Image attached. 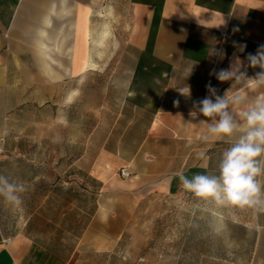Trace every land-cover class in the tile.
I'll return each mask as SVG.
<instances>
[{
    "label": "crops",
    "instance_id": "obj_1",
    "mask_svg": "<svg viewBox=\"0 0 264 264\" xmlns=\"http://www.w3.org/2000/svg\"><path fill=\"white\" fill-rule=\"evenodd\" d=\"M262 45L264 0H0V159L7 141L17 155L23 124L72 118L80 107L91 120L78 138L95 144L41 149L36 162L34 149L25 153L23 223L12 229L0 212V264H94L117 248L140 204L191 194L179 173L218 175L236 138L205 141L208 118L189 112L209 84L222 97L234 83L213 70L260 72L247 57ZM186 86L189 97L178 92ZM241 89L249 101L264 95L243 85L229 94ZM217 211L251 236L246 264H264V211Z\"/></svg>",
    "mask_w": 264,
    "mask_h": 264
},
{
    "label": "rangeland",
    "instance_id": "obj_2",
    "mask_svg": "<svg viewBox=\"0 0 264 264\" xmlns=\"http://www.w3.org/2000/svg\"><path fill=\"white\" fill-rule=\"evenodd\" d=\"M104 80L98 77L99 86ZM84 81L85 78L83 85ZM74 111L72 118L62 114L28 128L23 124V138L12 140L17 155L9 154L8 141L2 145L0 176L23 184L27 172L25 153L32 149L36 162L43 158L41 149H51L57 155L58 150L95 146L91 140L78 138L88 133L90 116L81 118L76 114L84 113L83 107ZM27 131L32 132L29 139L24 138ZM217 208L192 194L150 198L139 205L112 254L98 256L94 264H246L251 254V236L234 228L228 218L219 217ZM0 212L7 225L16 229L23 223L25 205L9 204L0 197Z\"/></svg>",
    "mask_w": 264,
    "mask_h": 264
},
{
    "label": "clouds",
    "instance_id": "obj_3",
    "mask_svg": "<svg viewBox=\"0 0 264 264\" xmlns=\"http://www.w3.org/2000/svg\"><path fill=\"white\" fill-rule=\"evenodd\" d=\"M241 46L240 50L243 51ZM223 59V53H219ZM249 65L261 69L254 77H247L241 71V64L235 68L233 65L228 70H220L212 75L221 81H234L231 88L224 96L216 94V89L208 85L210 95L198 103L189 112V116L196 119L202 114L207 120L200 123L207 125V134L203 137L209 139H223L235 137V142L221 154L218 163V175L194 174L188 178L183 172L179 173L181 187L191 193L195 198L205 203L218 207H237L240 209L252 208L264 211V95L249 98L240 92H229L233 85H243V88H264V45L255 55L247 57ZM196 62L190 63L184 70L187 79L193 72ZM178 92L190 96L188 86ZM214 97V99H213ZM179 105V101H174ZM242 107L239 118L234 109ZM198 158H206L202 151ZM26 191L22 183L10 182L8 178L0 176V197L6 203L17 205L21 203V194Z\"/></svg>",
    "mask_w": 264,
    "mask_h": 264
},
{
    "label": "built area",
    "instance_id": "obj_4",
    "mask_svg": "<svg viewBox=\"0 0 264 264\" xmlns=\"http://www.w3.org/2000/svg\"><path fill=\"white\" fill-rule=\"evenodd\" d=\"M119 174L122 177H127L129 175V171H128V169L122 167V168L119 169Z\"/></svg>",
    "mask_w": 264,
    "mask_h": 264
}]
</instances>
